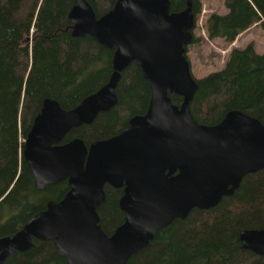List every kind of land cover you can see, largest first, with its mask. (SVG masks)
Here are the masks:
<instances>
[{
  "label": "water",
  "instance_id": "obj_1",
  "mask_svg": "<svg viewBox=\"0 0 264 264\" xmlns=\"http://www.w3.org/2000/svg\"><path fill=\"white\" fill-rule=\"evenodd\" d=\"M169 10V0H117L96 18L86 0H75L69 12L72 35L115 47L114 72L70 111L50 99L42 103L23 156L38 190L64 180L70 189L13 236L0 238V263L37 240L51 241L67 264H126L157 231L194 209L216 207L244 177L264 170V124L239 111L214 126L192 117L197 83L185 50L195 23L191 0L181 12ZM132 62L150 88L145 113L132 117L119 135L89 147L78 138L58 145L71 130L92 124L117 104L120 73ZM171 94L182 98L180 106L172 104ZM106 184L124 187L119 206L125 219L111 236L100 229L96 213ZM240 242L264 256V230H244Z\"/></svg>",
  "mask_w": 264,
  "mask_h": 264
},
{
  "label": "trees",
  "instance_id": "obj_2",
  "mask_svg": "<svg viewBox=\"0 0 264 264\" xmlns=\"http://www.w3.org/2000/svg\"><path fill=\"white\" fill-rule=\"evenodd\" d=\"M86 1L96 18L109 13L117 2ZM187 1L169 0L170 13L183 11ZM223 3L227 13L212 14L206 21L210 40L232 43L257 23L264 28V0ZM74 5L75 0H0V238L13 236L34 214L69 191L66 180L38 190L23 156L42 103L50 99L70 111L104 86L114 72L115 47L72 35L69 12ZM191 7L196 20L200 0H191ZM193 29L187 46L199 41ZM194 79L197 91L189 107L198 124L217 125L231 111L264 124V54L256 53L252 43L231 50L222 70ZM115 94L117 104L112 109L100 113L91 125L71 130L58 145L78 138L89 147L119 135L132 117L145 113L150 88L135 62L120 73ZM169 97L176 106L182 103L177 95ZM104 193L106 200L96 213L100 229L111 236L124 219L119 207L123 188L105 186ZM251 229L264 230V170L244 177L239 188L216 207L194 209L186 219L157 231L126 264H264V256L245 250L240 242V234ZM0 264L67 261L51 241L34 240L30 250L16 252Z\"/></svg>",
  "mask_w": 264,
  "mask_h": 264
},
{
  "label": "rangeland",
  "instance_id": "obj_3",
  "mask_svg": "<svg viewBox=\"0 0 264 264\" xmlns=\"http://www.w3.org/2000/svg\"><path fill=\"white\" fill-rule=\"evenodd\" d=\"M201 11L195 20L193 35L199 41L190 44L186 56L194 78L201 79L223 69L229 52L242 49L252 43L256 53L264 54V28L260 23L241 33L232 43L210 40L205 29L206 21L212 14H226L223 0H200Z\"/></svg>",
  "mask_w": 264,
  "mask_h": 264
},
{
  "label": "flooded vegetation",
  "instance_id": "obj_4",
  "mask_svg": "<svg viewBox=\"0 0 264 264\" xmlns=\"http://www.w3.org/2000/svg\"><path fill=\"white\" fill-rule=\"evenodd\" d=\"M127 123H128V122H127ZM90 125H91V124H90ZM82 126H83V125H82ZM80 127H81V126H80ZM78 128H79V127H78ZM111 138H112V137H111ZM108 139H110V138H108ZM105 140H107V139H105ZM66 181H67V180H66ZM68 185H69V184H68ZM105 186H108V187H110L111 189H115V190L123 188V192H124V187H121V188H114V187L109 186L108 184H106ZM105 186L103 187V191H104ZM69 189H70V187H69ZM122 196H123V194H122ZM122 196H121V197H122ZM63 197H64V196H63ZM120 199H121V198H120ZM120 199H119V201H120ZM105 200H106V198H105ZM104 202H105V201H104ZM104 202H103V203H104ZM103 203H102L100 206H102ZM100 206H98V207H100ZM119 207H120V206H119ZM120 210H121V209H120ZM121 212H122V211H121ZM122 214L124 215L123 212H122ZM124 219H125V216H124ZM124 219H123V222H124ZM123 222H122V224H123ZM122 224H121V225H122ZM121 225H120V226H121ZM120 226H119V227H120ZM117 228H118V227H117ZM117 228H116V229H117ZM116 229H115V230H116ZM115 230H114V232H115ZM114 232H113V233H114Z\"/></svg>",
  "mask_w": 264,
  "mask_h": 264
}]
</instances>
